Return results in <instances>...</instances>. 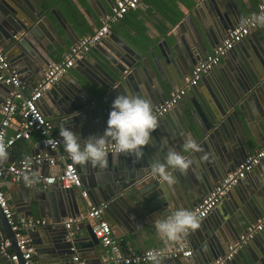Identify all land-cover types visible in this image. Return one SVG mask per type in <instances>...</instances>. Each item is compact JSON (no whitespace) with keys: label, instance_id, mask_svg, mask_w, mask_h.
I'll return each instance as SVG.
<instances>
[{"label":"crops","instance_id":"crops-1","mask_svg":"<svg viewBox=\"0 0 264 264\" xmlns=\"http://www.w3.org/2000/svg\"><path fill=\"white\" fill-rule=\"evenodd\" d=\"M114 1L38 0L37 5L42 8L41 13L38 14V19L35 18V21L29 24L27 30H13L12 24L8 25L7 21L3 26L0 25V48L6 56L9 55L7 60L11 67L18 72L26 87L32 88L42 77L43 72L33 75L26 66L22 67L23 63L15 66L13 60H10L11 58L16 60L24 54L14 46L16 42L24 38L20 36L26 34L29 41L25 43L23 51L32 60H35L36 57L41 58L44 62L42 71H45L44 69L49 63L61 61L63 54L74 42L85 34L92 33L99 26L101 18L110 12ZM258 1L141 0L134 10L128 12L123 20L114 24L106 36L96 43L72 68L68 69L65 76L60 78L38 101V107L43 116L51 122L53 131L57 135L61 126L58 103L70 108V104L74 100L70 99L69 89L76 81L88 89L91 93H89L90 97H95L88 98L85 95V99L89 100V103L85 108L86 117L84 118L81 114V119L78 122L79 127L96 128L98 124L102 126L106 124L112 102L118 94L143 97L149 100L154 108L168 96L172 88L183 84L185 76L190 71V68L186 72L182 68L177 40L180 43L179 38L182 37L194 44L201 42L203 50L199 51L198 48L197 50L198 55L203 57L222 40L227 29L237 25L244 16L254 10ZM27 2L34 8V1L27 0ZM2 6L3 4L0 3V7ZM218 15L225 17V20H219ZM14 33L15 35H13ZM248 36L246 40L237 43L216 68L202 76L194 91L186 93L180 103L160 119L157 129L152 133L151 144L144 148V155H147L151 163L158 159L162 160L167 148L182 151L184 136L191 135L189 128V123H191L202 151L184 153L192 163L186 174L175 173L177 183L171 190L166 187L162 190L160 186L153 189L157 200L162 202L161 192L167 195L172 192L177 203L175 204L173 201L165 206H158L151 202L148 206L140 204L142 210L137 209L134 205H129L127 214L123 213V215L117 214V209L104 210L103 218L111 225L114 235L121 238L125 250L141 252L149 248L186 243L191 248L192 254L190 257L181 259L185 261V259L193 258L197 264H207L212 261L213 256L210 257L207 254L201 256V252L200 255L195 254V248L198 245L206 247L205 244H214V242L219 244L218 234L221 231L224 233L225 230L232 232L239 217L241 221L242 217L247 218L246 206H250V202L264 197L262 193L264 189V158H262L244 179L228 191L215 209L200 221L199 228L190 231L180 241L172 243L162 241L154 227L153 221L166 216L169 206L190 211L194 202L195 204L200 202L202 197L210 191L211 186L214 187L221 177L232 171L237 162L257 149L264 139V88L255 95L248 96L249 92L244 93L241 87L243 78L258 80L257 77H261L262 74L261 79L264 81V26L258 25ZM131 50L140 56L135 66L127 64H132L131 59L128 58ZM234 69L241 73L240 80H242L239 83L236 81V89H239L238 91L242 95L239 96L238 102H241V105L236 107L238 116L231 120L225 118L226 124L217 127L209 118L210 114L208 115L203 110L202 102L200 105L199 100L203 97L200 94L208 92L212 86L217 90L216 81L221 75H229L234 79ZM139 86L143 88L144 93L136 92ZM8 90V87L0 83V104ZM235 92L237 91L235 90ZM224 103L226 104V102ZM19 119L18 114L14 116L7 129L9 135L16 130ZM201 131H206V134L204 135ZM214 131H216V136L212 138ZM164 134L167 137L166 146H162ZM40 149L39 136L33 133L30 140H18L7 151L8 158L3 162L5 164L15 162ZM62 149L61 146L56 153ZM205 156L207 159H203ZM76 168L80 174L83 188L90 191L87 180L90 167L81 168L76 165ZM50 172L51 170L48 168L43 169L45 174ZM188 178H190L192 186L187 189ZM60 187L59 184L46 186V188H54L56 191ZM1 188L15 214L45 218L51 222L48 226L38 227L28 232L31 246L33 245L34 259L38 264L34 249L38 250L44 243H50V241H46L45 237L44 240L41 234L45 236L44 231L49 230H54L50 233L54 234L57 232L56 225H64V222L69 218H64L59 224L54 223L51 216H41L36 202L32 206V214H28L26 201L28 191L21 182L5 179L2 181ZM46 188L43 186L29 188L30 200L33 201L34 197L45 196ZM194 188L195 190L192 192ZM75 193L77 208L84 212L80 214L83 216L82 220L72 225L75 230L74 236L68 238V240L74 241L75 253L73 256H78L85 264H102L103 248L92 234L91 221L85 217L86 209H88L87 204L77 189H75ZM89 199L92 204L95 203L92 196H89ZM36 201L38 202V199ZM44 215L46 214L44 213ZM119 217H122L123 222L119 220ZM256 236L258 238L254 237L249 248L251 252L258 253L259 246H264V229ZM227 243L226 248L232 242ZM33 247L36 248L33 249ZM39 256L43 259L42 261L49 258V255L46 254ZM242 258L246 260L244 255ZM193 260L190 259L188 263L195 264ZM166 262L163 259L162 264H167ZM69 264L76 263L71 258ZM106 264L114 263L109 261ZM229 264H237V262Z\"/></svg>","mask_w":264,"mask_h":264},{"label":"built area","instance_id":"built-area-1","mask_svg":"<svg viewBox=\"0 0 264 264\" xmlns=\"http://www.w3.org/2000/svg\"><path fill=\"white\" fill-rule=\"evenodd\" d=\"M140 1L115 0L111 5L110 12L101 18L99 26L92 33L85 34L74 42L63 54L61 61L49 63L42 77L32 88L26 87L18 72L11 67L7 56L0 48V83L9 88L0 104V144H3L8 151L18 140H30L31 135L36 133L39 136L41 146L39 151L26 155L15 162L9 164H5L3 161L0 162V209L13 232L16 247L24 260V264H36L28 232L38 227L48 226L51 222L45 218L25 217L15 214L1 188L2 181L5 179L21 182L29 188L59 184L65 189H77L87 204L88 209L85 217L91 221L92 234L103 248L102 264L109 261L114 264H150L145 254L151 250H159L163 255V259L187 258L192 254L191 248L186 243L149 248L141 252L125 250L121 238L114 235L111 225L103 218L105 204L94 205L91 203L87 190L83 188L76 165L72 163L63 149L56 153L62 145L47 143L49 139L59 141L60 138L54 133L51 122L43 116L38 107V101L60 78L65 76L68 69L72 68L96 43L106 36L114 24L123 20L128 12L134 10ZM259 14H264V0L258 1L254 10L244 16L237 25L227 29L222 40L214 46L212 51L201 57L192 66L188 75L185 76L183 84L172 88L168 96L153 108V114L156 116L158 123L165 114L180 103L188 90L198 85L203 75L216 68L237 43L243 41L257 28V24L251 22L245 24L243 21ZM17 114L20 116L18 126L14 133L9 135L7 129ZM262 158H264V139L257 149L248 153L237 163L234 170L227 173L204 195L191 212L198 216L199 221L205 219L225 198L228 191L244 179ZM44 168L50 169L51 172L43 173ZM24 175L33 178L35 182L25 184L22 179ZM82 217L80 215L69 218L64 222L67 238L74 236L75 230L72 225L80 222ZM263 227L264 216L256 223L250 224L238 240L228 246V250L224 255L217 256L209 264H225L230 261L239 249L262 231ZM0 252L7 258V264H18L19 254L12 251L9 239L2 240ZM72 259L76 264H85L78 256H73Z\"/></svg>","mask_w":264,"mask_h":264},{"label":"water","instance_id":"water-1","mask_svg":"<svg viewBox=\"0 0 264 264\" xmlns=\"http://www.w3.org/2000/svg\"><path fill=\"white\" fill-rule=\"evenodd\" d=\"M28 1L30 2L31 0ZM32 1H34V5H35L34 8H32L28 4L27 0H8V1L0 0V3L3 4V6L0 7V25L3 26V24H6L5 22L7 21L8 25L9 23L12 24L13 30L16 29L27 30L29 28V24L34 22L35 18L38 19L39 16L38 14L41 13L42 10V8L37 5L38 0H32ZM44 1H48V0H44ZM222 17H223L222 15H218L219 20L222 21L225 20V17L223 18ZM13 35H15V33ZM20 37L22 38L24 37V38L21 41L16 42L14 46L16 49H20L24 54L22 57L16 60L13 58H11L10 60H13L12 62H14L13 64L15 66H19V64L23 63L22 67L26 66L28 68L27 70L28 71L30 70L31 74L33 75H37L39 72L44 73V71H42L44 66L43 60L38 57H36L35 60H32V58H29L30 56L23 51V47H25L26 45L25 43L29 42L27 40L26 34H23ZM248 37L249 36H247L244 40H246ZM179 39L181 44L179 43L178 40L177 43L180 48V55L182 61L181 64L183 70H185L186 72L188 68L191 69L192 66L201 58L200 57L201 55H198V50L199 51L203 50V46H201V42H195L194 44L188 41L187 39H182V37H180ZM166 46L167 48H169L168 45ZM129 54L130 55L128 56V58L131 59L132 64L131 65L129 63L127 64L129 66H135L140 56L138 55V53H135L132 50L130 51ZM234 73H235L234 79H232V77H230L229 75L226 76L221 75L219 78H217L216 87L218 91L213 88L214 86H212V88L208 90V92L206 93L202 92V94H200L203 95V97H201L202 99L198 95V97L200 98L199 100L200 105L202 102L203 110L206 111L208 115L210 114L209 118L211 119L212 123H215V126L217 127L226 124L225 118H227L226 120H231L233 117L237 118L238 116L236 107L241 105V102L240 103L238 102H239V96L241 97L242 95H240V91H238L239 89L238 90L236 89V81L239 83L242 80H240L241 73L238 70L234 69ZM261 78H262V74L261 77H257L258 80L243 78L242 81L243 86L241 85L240 86L242 87V90H244V93L249 92L248 96H251L253 94L255 95L260 89H263L264 81H262ZM70 87L71 88L69 89L70 90L69 96L70 99L74 101L70 104V108H67L64 105L62 106L61 103H58L59 123L62 125L65 124V122L67 121V125L65 126H71L72 130L74 132L79 133L82 138H87L90 135L102 134L104 129L106 128V124H103V126L101 124H98L96 128L94 127L90 128V126L79 127L78 122L81 119V114L83 115L84 118L86 117L85 108L87 106V103H89V100L85 99V95H87L88 98H95V97L94 96L90 97L89 95L91 93L80 82L76 81L73 84V86ZM194 89L195 87H192L190 90L187 91V94L189 93V91L192 90L194 91ZM235 90L237 92H235ZM140 91L144 93V90L141 86H139L136 89L137 93H139ZM248 96H246V98H248ZM102 101L105 102L104 99H102ZM224 102H226V104ZM242 103L244 102L242 101ZM194 107L196 108V106ZM189 126L191 130V136L197 141V137L195 135L194 130L191 127V123H189ZM216 131L213 132L214 136H212V138H215ZM201 132L204 135L206 134V131H201ZM162 138L164 140H167L165 134L162 136ZM150 164H151V160L147 157L146 154L139 161H136L135 157H127L121 155L119 159H117L115 162H113L112 155L109 154V164L106 169L97 170L91 167L89 168L90 171L87 180L90 191L86 189L88 195L90 197L92 196V198L95 200L94 203L95 205L104 203L105 211L109 209L112 210L117 209V214L120 215H123V213L127 214V209L129 205H134L137 209L142 210L140 204H145V206H148L150 202L156 205L158 204V206L169 205L173 201L176 204L177 203L175 199L176 197L173 195L172 192L170 195L166 194V199H162V202L155 198L153 189H156L160 185L155 180L147 181V172ZM234 168L235 167H233L232 170H234ZM177 174H179V172H177ZM223 177H221L219 181ZM186 183H187V189L192 186L190 178L187 179ZM25 187L28 191L26 193V201L28 205L27 210H29L28 214L30 215L32 214L31 209L32 206L35 204V202L39 206V211L41 216H47V217L51 216L53 218L54 223L57 224H59V222L64 218H70V217L74 218L75 216H79L81 213L84 212V211L83 212L79 211V209L77 208V204H76L77 195L75 193L74 188L63 189L60 187V189L56 191L54 188L44 187L46 188L45 196H42L41 198L34 197L33 201H31L29 195L30 189L27 186ZM212 188L213 187L211 186L209 190H211ZM194 190L195 188L192 190V192ZM262 193L264 196V189ZM37 199L38 202L36 201ZM196 204L195 202L192 204V206L190 207V211L193 209V207ZM246 209L248 211L247 218L245 219V217L244 218L242 217V221H241V218L239 217L238 223L235 224V227H233L232 232L225 230L224 233L223 231H221L218 234L219 244L217 242H214V244H209V245L205 244L206 247L198 245L196 248L194 247L195 254L198 253L200 255L201 252V256L207 254L210 257L213 256V259H215L217 256L224 255L228 250L227 249L228 247L226 248V246L228 245L227 242L235 243L238 240L239 236L245 232L246 228L250 224L256 223L259 219H261L264 216V197L260 198L259 200H254L250 202V206H246ZM44 213L46 215H44ZM119 220L123 222L122 217H119ZM245 221L248 222L246 223ZM55 229L57 232H55L54 234H50L54 230L44 231L45 236H43L44 234H41L42 235L41 237L43 239L45 237L46 241L48 242L50 241V243L48 244L44 243L43 245H41V247H39L38 250L34 249L36 247H33L34 252L36 253L38 258V264H69L71 258L75 253L73 249L74 241L68 240V238L66 237L67 230L64 227V225H60V224L56 225ZM255 238H258V236H255ZM3 239H9L12 245V251L17 252L19 254L18 249L16 247V241L13 232L0 209V250ZM250 242H248L245 246L239 249L233 255L232 259L226 262L225 264L234 263V262H237V264H264V246L261 245H260L261 247L259 246L258 253L251 252L249 248V245H251ZM218 245L220 246L219 248ZM221 250H223L224 252H222ZM43 254L49 255V258L45 259V261H42L43 259L39 256ZM242 255L246 257V260L242 258ZM190 259L193 260V258ZM190 259H185V261H183L181 258L164 259V260L167 261L166 262L167 264L168 263L193 264V262L188 263ZM193 261L195 264H197L196 260ZM7 263H8L7 258L4 257L0 252V264H7ZM18 264H24V260L21 258L20 254H19Z\"/></svg>","mask_w":264,"mask_h":264},{"label":"clouds","instance_id":"clouds-1","mask_svg":"<svg viewBox=\"0 0 264 264\" xmlns=\"http://www.w3.org/2000/svg\"><path fill=\"white\" fill-rule=\"evenodd\" d=\"M255 23L264 26V14L247 18L243 23ZM62 124L58 130L59 141L49 139L50 145L59 143L64 152L74 165L81 168L91 167L104 170L109 164V153L113 162L121 155L135 157L136 161L144 156V148L151 144L152 133L158 127V121L153 114L149 100L128 94H118L112 102L108 113L106 128L102 134L90 135L82 138L72 130L71 126ZM167 141H162L166 146ZM202 151L200 144L190 135L184 136L182 151L167 148L162 160L152 162L148 168L147 181L155 180L163 190H171L177 183L175 173L186 174L191 160L184 153H199ZM8 152L0 144V162L7 160ZM207 159V157H203ZM25 184H32L35 180L28 175L22 177ZM146 181V182H147ZM160 198L166 199V194L161 192ZM157 235L162 241L172 243L180 241L190 231L199 228L200 221L197 215L184 208L169 206L168 214L163 218L153 221ZM150 264H162L163 255L159 250H151L146 254Z\"/></svg>","mask_w":264,"mask_h":264}]
</instances>
